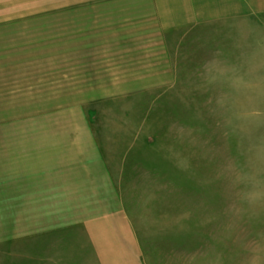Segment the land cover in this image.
<instances>
[{"label":"rangeland","instance_id":"obj_1","mask_svg":"<svg viewBox=\"0 0 264 264\" xmlns=\"http://www.w3.org/2000/svg\"><path fill=\"white\" fill-rule=\"evenodd\" d=\"M131 2L0 0V264H100L49 227L108 197L142 264H264V23L255 62L206 64Z\"/></svg>","mask_w":264,"mask_h":264},{"label":"crops","instance_id":"obj_2","mask_svg":"<svg viewBox=\"0 0 264 264\" xmlns=\"http://www.w3.org/2000/svg\"><path fill=\"white\" fill-rule=\"evenodd\" d=\"M143 5L147 4L153 14V25L164 36L169 33V45L176 34L189 30L200 31L203 46L202 61L206 64H221L222 62L239 65L257 60L258 24L264 23V0H130ZM126 2V1H125ZM131 2V3H133ZM261 44L263 40L258 41ZM254 43V44H253ZM258 43V44H260ZM207 46V47H204ZM235 70V71H233ZM228 71L233 78H240L236 69ZM236 72V73H235ZM213 74H208L210 78ZM99 164V162H97ZM92 180L86 183V189L111 190L112 179L105 169H96ZM90 178V179H91ZM59 185V175L52 179ZM84 188V189H85ZM109 196H111L109 194ZM104 197H107L106 195ZM34 199L31 206L54 207L65 205L61 199H48L40 197ZM60 201V202H59ZM28 205V204H27ZM86 206H102L109 208L102 215H81L82 219L75 220L62 218L55 226L49 227L51 236L61 240L75 237L76 231L67 233L62 230L79 225L87 229L82 230L87 246L99 254L100 264H142L141 254L136 246L134 232L126 216L118 210L119 206L109 197L99 202L85 204ZM78 206V204H73ZM115 210V211H114ZM116 214V215H114ZM118 226V227H116ZM80 228V227H79ZM43 233V232H42ZM43 234L42 236H44ZM48 236V233H47ZM50 236V237H51ZM54 237V238H55ZM74 245V242H73ZM66 248L58 239L55 250H81L76 246ZM119 250H128L132 259L125 258ZM125 259V261L123 260ZM131 260V261H130Z\"/></svg>","mask_w":264,"mask_h":264}]
</instances>
